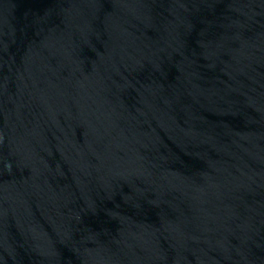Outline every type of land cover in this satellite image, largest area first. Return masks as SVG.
<instances>
[{
  "label": "water",
  "instance_id": "obj_1",
  "mask_svg": "<svg viewBox=\"0 0 264 264\" xmlns=\"http://www.w3.org/2000/svg\"><path fill=\"white\" fill-rule=\"evenodd\" d=\"M0 264H264V0H0Z\"/></svg>",
  "mask_w": 264,
  "mask_h": 264
}]
</instances>
